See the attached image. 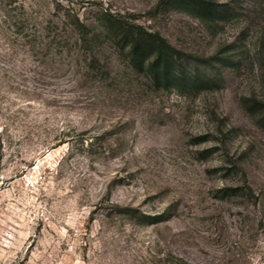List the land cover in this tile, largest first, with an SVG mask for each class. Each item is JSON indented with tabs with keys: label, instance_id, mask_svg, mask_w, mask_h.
Here are the masks:
<instances>
[{
	"label": "rangeland",
	"instance_id": "1",
	"mask_svg": "<svg viewBox=\"0 0 264 264\" xmlns=\"http://www.w3.org/2000/svg\"><path fill=\"white\" fill-rule=\"evenodd\" d=\"M216 1L0 0V264H264V0ZM124 23L216 83L156 86Z\"/></svg>",
	"mask_w": 264,
	"mask_h": 264
},
{
	"label": "trees",
	"instance_id": "2",
	"mask_svg": "<svg viewBox=\"0 0 264 264\" xmlns=\"http://www.w3.org/2000/svg\"><path fill=\"white\" fill-rule=\"evenodd\" d=\"M173 4H177L179 8L199 17L205 23L215 25L226 21L230 17V10L225 8L216 0H172ZM10 7H3L4 15L8 19L18 23L22 29L25 28L22 20L18 19L22 14L23 5H9ZM22 9L21 12L19 10ZM79 26L82 32H86L89 28L87 24L80 23ZM122 40L129 44L135 67L140 70H145L150 73L153 83L164 89H177L180 92L186 90H196L212 88L216 80L201 74L199 70H180L178 63L182 62L184 57L191 55L177 49L160 33L150 31L143 25L135 23H124L122 25ZM93 43V39H91ZM178 66V67H177ZM263 104L262 102H259ZM264 126V113L261 119ZM240 187H229L231 195H235L240 191ZM243 189V188H242ZM118 207L127 210L126 207ZM140 212V211H139ZM140 220L148 222H156L161 216H154L146 213H141ZM181 264H187L182 258H179Z\"/></svg>",
	"mask_w": 264,
	"mask_h": 264
}]
</instances>
